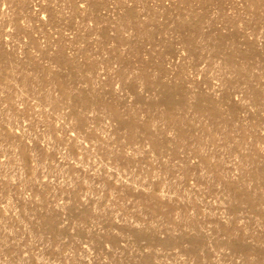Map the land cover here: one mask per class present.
Returning a JSON list of instances; mask_svg holds the SVG:
<instances>
[{
  "label": "rangeland",
  "instance_id": "1",
  "mask_svg": "<svg viewBox=\"0 0 264 264\" xmlns=\"http://www.w3.org/2000/svg\"><path fill=\"white\" fill-rule=\"evenodd\" d=\"M0 264H264V0H0Z\"/></svg>",
  "mask_w": 264,
  "mask_h": 264
}]
</instances>
